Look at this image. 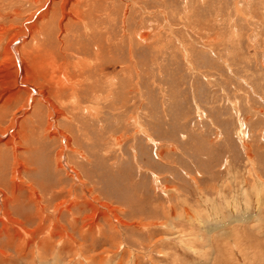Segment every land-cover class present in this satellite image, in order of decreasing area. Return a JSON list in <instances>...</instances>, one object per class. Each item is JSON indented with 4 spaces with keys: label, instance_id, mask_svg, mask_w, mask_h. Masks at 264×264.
<instances>
[{
    "label": "rangeland",
    "instance_id": "obj_1",
    "mask_svg": "<svg viewBox=\"0 0 264 264\" xmlns=\"http://www.w3.org/2000/svg\"><path fill=\"white\" fill-rule=\"evenodd\" d=\"M74 2L0 46V264H264V0Z\"/></svg>",
    "mask_w": 264,
    "mask_h": 264
},
{
    "label": "bare ground",
    "instance_id": "obj_2",
    "mask_svg": "<svg viewBox=\"0 0 264 264\" xmlns=\"http://www.w3.org/2000/svg\"><path fill=\"white\" fill-rule=\"evenodd\" d=\"M18 1L19 0H15L16 3L11 5V6H10V4L8 6H6V7L5 6H1V10H0L1 11L0 12V28H2L4 30H0V46H2L3 41L8 39V37H9V36L7 37V35H6L7 31L5 29L10 30L11 32L13 31L14 34H15V40H19L21 37H23V35L20 34L21 28H25V32L26 33L29 32V31H30V34H32L33 32H37L38 33V40H36L38 48H40L41 46H46V45H44L46 43V41L44 39H45V37H48L50 35L48 34V31L45 33L44 29H48L49 23L52 22V20L54 19L55 15H56V13L53 11L56 7L55 6L54 7L50 6V3L52 2V0H45V2H43V3H42V0H21L19 3H18ZM70 2H71V0H61V8H63V11L66 9L67 5ZM83 2H84V0H75L74 6H73V10H72L73 12H71L72 16L74 15L79 20H81V21H78V23H77V25H79V26L86 25L87 20L86 21H84V20L89 15V11L86 10V8L84 7ZM26 4H28L29 6H32L34 8L33 13H31L32 17L30 16V20L28 18L26 19V15H25V13H27V12H25V10L27 9V5ZM77 5H80L81 7H78ZM52 6H53V4H52ZM39 10H40V13H38ZM43 12H44V14H43ZM35 14H37L36 15L37 18H41V20L44 19V23L47 24L44 28H42L41 25L38 28H36V24L32 25L31 27L26 26L27 22H31L32 21L31 19L33 18V16ZM33 20H35V18ZM76 32H77V35L81 38L82 28L78 27L76 29ZM72 35H73V32L68 38L71 41H72ZM12 39H14V38H12ZM15 40H13V41H15ZM66 41H67V39H66ZM96 43L97 42L95 41V44ZM66 44H68V42H66ZM11 45L13 46V43L11 42V40L8 41L7 45H5L6 46L5 49H6L7 52L11 48ZM101 45L97 46L98 47L97 49H98L99 52L94 48L95 51L91 52L92 53L91 55H85V56L82 55V57L85 58V57H89V56H94L95 59H98L99 55L102 57V55L100 54L101 53V51H100V46ZM69 46H77V45L69 43L68 47ZM14 50H16V48ZM83 58L79 57L78 60H80V65L84 68V62H85L84 60H86V59H83ZM89 58H92V57H89ZM86 61H88V63L92 64V62H91L92 60L87 59ZM68 78H69V75L67 76V79ZM58 84H60V83H58ZM77 85L80 86V84H77ZM241 217H244V216H241Z\"/></svg>",
    "mask_w": 264,
    "mask_h": 264
}]
</instances>
